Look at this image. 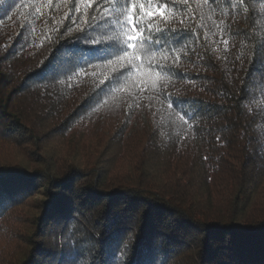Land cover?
Segmentation results:
<instances>
[{
	"label": "trees",
	"instance_id": "obj_1",
	"mask_svg": "<svg viewBox=\"0 0 264 264\" xmlns=\"http://www.w3.org/2000/svg\"><path fill=\"white\" fill-rule=\"evenodd\" d=\"M47 2L0 4V264H264V0H216L212 12L193 0L205 16L185 27L203 36L223 21L228 44L209 33L177 45L157 87L187 123L151 81L118 88L105 53L67 31L73 0L37 14ZM112 23L87 35L107 40ZM85 137L113 153L109 168L46 147Z\"/></svg>",
	"mask_w": 264,
	"mask_h": 264
},
{
	"label": "snow or ice",
	"instance_id": "obj_2",
	"mask_svg": "<svg viewBox=\"0 0 264 264\" xmlns=\"http://www.w3.org/2000/svg\"><path fill=\"white\" fill-rule=\"evenodd\" d=\"M192 2L193 0H124L123 8L117 12L110 7V5H115L117 0H73L72 7L69 12L65 13L64 18H71L74 26L67 30L69 33L72 31L82 33L81 39L85 40L90 47H97L105 53L107 64L112 66V75L108 79L114 81L118 88L122 86V80L127 82L132 77H136V80L132 82V87L143 92L149 90L151 81V89L156 91L157 96L162 95L164 101H168V109L178 119L187 123V120L192 117H189L183 109L178 108L176 102L157 87L161 82L164 87H167V80L173 78V70L182 54L181 48L177 45L184 44L189 36L195 37L196 40L207 41L209 33L224 43L225 50L228 44V40L225 39L226 29L223 21L214 22L213 28L205 31L203 36H200L198 31L185 27L186 24L198 18L203 21L205 16V10L200 3H197L195 9H191ZM239 2L243 4L244 0H239ZM3 3L4 0H0V4ZM93 4H95V9L90 15L89 9H92ZM202 4L207 6L208 12H212L216 0H202ZM43 8L58 11V8L53 7L52 0L36 8L37 14L47 16L48 13L43 12ZM186 11L187 15H184ZM72 12L75 14L71 15ZM106 19L113 21L111 27L114 34L108 36L107 40L89 38L87 34L96 31ZM177 22L180 26H173ZM61 25L62 21L57 24L54 31H57ZM198 28H207V25L201 22ZM256 59L257 55L254 53L253 63ZM81 63L93 66L86 59ZM80 72L85 75L89 74L84 72L83 68ZM121 248L125 251L127 245L122 243ZM81 259L82 256L77 257L74 264H80Z\"/></svg>",
	"mask_w": 264,
	"mask_h": 264
},
{
	"label": "rangeland",
	"instance_id": "obj_3",
	"mask_svg": "<svg viewBox=\"0 0 264 264\" xmlns=\"http://www.w3.org/2000/svg\"><path fill=\"white\" fill-rule=\"evenodd\" d=\"M46 147L56 156L59 154L61 157L71 156L69 161L81 167L88 166L87 164H91L94 161V158L99 155V160L102 161V164L109 168L107 160L114 158L111 156L113 153H104L105 145L101 139L98 141L97 139L86 138V143L83 146L76 145L73 149H71V141L54 139L50 140Z\"/></svg>",
	"mask_w": 264,
	"mask_h": 264
}]
</instances>
